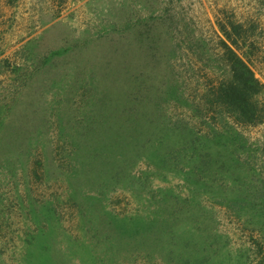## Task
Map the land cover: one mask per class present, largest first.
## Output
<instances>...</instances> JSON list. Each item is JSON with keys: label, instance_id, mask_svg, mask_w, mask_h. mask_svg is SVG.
<instances>
[{"label": "rangeland", "instance_id": "374dc122", "mask_svg": "<svg viewBox=\"0 0 264 264\" xmlns=\"http://www.w3.org/2000/svg\"><path fill=\"white\" fill-rule=\"evenodd\" d=\"M218 22L264 87V0H0V264H264Z\"/></svg>", "mask_w": 264, "mask_h": 264}, {"label": "trees", "instance_id": "16d2710c", "mask_svg": "<svg viewBox=\"0 0 264 264\" xmlns=\"http://www.w3.org/2000/svg\"><path fill=\"white\" fill-rule=\"evenodd\" d=\"M224 39L219 38L220 59L224 63L227 78L209 87L212 105L227 113L235 123L255 125L264 118V87L255 77L247 62L237 53L243 37L240 25L217 23ZM228 26V27H227ZM261 201L258 204L261 206Z\"/></svg>", "mask_w": 264, "mask_h": 264}]
</instances>
